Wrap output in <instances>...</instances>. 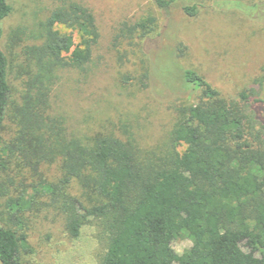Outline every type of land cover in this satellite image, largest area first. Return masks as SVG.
Wrapping results in <instances>:
<instances>
[{"label":"trees","instance_id":"obj_1","mask_svg":"<svg viewBox=\"0 0 264 264\" xmlns=\"http://www.w3.org/2000/svg\"><path fill=\"white\" fill-rule=\"evenodd\" d=\"M152 1L164 10L179 0ZM53 2L54 9L31 32L32 43L23 49L18 65L21 103L12 110V62L3 39L13 6L10 0H0L2 165L8 168L15 161L17 169L41 174L43 165L58 163L62 171L57 182L41 177L31 184L29 198L26 189L11 198L9 219L19 222L22 213L47 195L59 204L73 238L92 218L102 222L107 247L100 264H264L263 79L255 81L259 87L226 96L196 69L180 66L188 95L172 105L177 118L169 150L160 161L143 155L130 133L72 134L66 118L52 111V91L62 70H87L101 34L94 13L81 0ZM215 3L247 15L261 9L259 3L243 0ZM197 5H183L184 13L197 16ZM156 25L154 15L123 22L114 36L119 60L128 58L129 46L144 40ZM148 61L140 79L145 88L150 87L153 67L150 57ZM133 79L131 72L122 75L125 83ZM10 110L15 131L6 142L2 130ZM73 186L79 196L71 192ZM183 239L192 244L178 253L173 242ZM26 241V233L4 225L0 218L1 264H35L22 258Z\"/></svg>","mask_w":264,"mask_h":264},{"label":"rangeland","instance_id":"obj_2","mask_svg":"<svg viewBox=\"0 0 264 264\" xmlns=\"http://www.w3.org/2000/svg\"><path fill=\"white\" fill-rule=\"evenodd\" d=\"M10 1L13 11L4 22L3 46L12 62L13 110L21 103L23 91V80L18 73L23 49L32 43L31 32L47 19L55 2ZM81 1L94 13L101 37L87 70H62L51 95L52 111L66 118L67 129L72 134L130 133L143 155L160 161L169 150L177 118L172 105L188 95L180 80V66L196 69L226 96H235L254 85L259 87L255 84L257 79L264 82V0H243L261 5L252 15L235 8H220L216 0H179L164 10L152 0ZM195 3L199 6L198 15L187 16L183 5ZM149 15L157 17L155 30L133 47L129 46L128 58L121 62L114 45L116 29L123 22ZM59 28L72 32L64 26ZM73 33L78 42L79 35ZM149 57L153 67L150 87L145 88L140 79ZM126 72L134 75L132 82L122 81ZM260 91L264 97V86ZM12 110L2 130L6 142L15 131ZM0 154V218L4 225L26 233L28 247L22 250L23 260L35 264H100L107 236L98 219L92 218L82 227L80 236L73 238L66 230L59 204L47 195L39 197L31 209L22 213L19 222L9 219L7 203L11 198H17L24 189L28 193L25 197L29 198L33 192L31 184L41 177L57 182L62 171L58 163L43 165L41 174L17 169L15 161L6 168L1 162L2 151ZM71 192L80 195L76 186ZM191 244L189 239L176 240L173 247L182 253ZM178 245L182 246L180 250Z\"/></svg>","mask_w":264,"mask_h":264},{"label":"clouds","instance_id":"obj_3","mask_svg":"<svg viewBox=\"0 0 264 264\" xmlns=\"http://www.w3.org/2000/svg\"><path fill=\"white\" fill-rule=\"evenodd\" d=\"M181 247H182V246L178 245V246H177V250H180V249H181Z\"/></svg>","mask_w":264,"mask_h":264}]
</instances>
